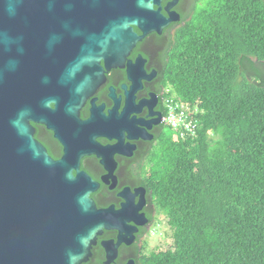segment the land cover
I'll return each instance as SVG.
<instances>
[{"label":"water","instance_id":"1","mask_svg":"<svg viewBox=\"0 0 264 264\" xmlns=\"http://www.w3.org/2000/svg\"><path fill=\"white\" fill-rule=\"evenodd\" d=\"M160 9L161 0H0V264H81L102 230L123 222L96 206L97 183L46 155L27 118L41 120L50 103L73 110L66 99L91 71L99 77L101 57L178 19Z\"/></svg>","mask_w":264,"mask_h":264},{"label":"trees","instance_id":"2","mask_svg":"<svg viewBox=\"0 0 264 264\" xmlns=\"http://www.w3.org/2000/svg\"><path fill=\"white\" fill-rule=\"evenodd\" d=\"M176 29L170 85L197 134L149 159L171 248L155 264H264V0H205Z\"/></svg>","mask_w":264,"mask_h":264},{"label":"flooded vegetation","instance_id":"3","mask_svg":"<svg viewBox=\"0 0 264 264\" xmlns=\"http://www.w3.org/2000/svg\"><path fill=\"white\" fill-rule=\"evenodd\" d=\"M172 1L161 0L160 12H172L178 19L161 33L143 36L127 54L109 61L101 57L99 77L91 71L90 85L66 99L73 110L50 103L52 111L41 120L27 118L33 139L46 155L63 160L73 176L84 172L98 184L90 193L96 206H113L122 216V223L102 230L81 264H155L156 257L172 247L167 216L149 185V159L170 136L163 118L173 38L200 0H177L166 9ZM134 31L141 35L137 27Z\"/></svg>","mask_w":264,"mask_h":264},{"label":"built area","instance_id":"4","mask_svg":"<svg viewBox=\"0 0 264 264\" xmlns=\"http://www.w3.org/2000/svg\"><path fill=\"white\" fill-rule=\"evenodd\" d=\"M200 109L178 99L171 87L165 98L164 122L173 131L175 140L185 139L197 134V119Z\"/></svg>","mask_w":264,"mask_h":264},{"label":"rangeland","instance_id":"5","mask_svg":"<svg viewBox=\"0 0 264 264\" xmlns=\"http://www.w3.org/2000/svg\"><path fill=\"white\" fill-rule=\"evenodd\" d=\"M202 3H204L205 2V0H202L201 1ZM169 130V129H168ZM169 133L171 134V130L169 131ZM175 136V135H174ZM174 136H173V134H172V139H174ZM175 140V139H174ZM164 224V223H163ZM164 227H165V224H164ZM170 237V236H169Z\"/></svg>","mask_w":264,"mask_h":264},{"label":"clouds","instance_id":"6","mask_svg":"<svg viewBox=\"0 0 264 264\" xmlns=\"http://www.w3.org/2000/svg\"><path fill=\"white\" fill-rule=\"evenodd\" d=\"M171 87V86H170ZM165 114V113H164Z\"/></svg>","mask_w":264,"mask_h":264}]
</instances>
